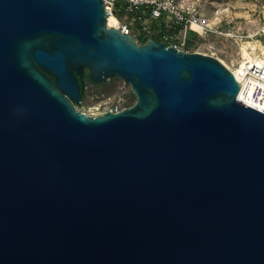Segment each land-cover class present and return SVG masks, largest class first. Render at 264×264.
Returning a JSON list of instances; mask_svg holds the SVG:
<instances>
[{"label":"water","instance_id":"95a60500","mask_svg":"<svg viewBox=\"0 0 264 264\" xmlns=\"http://www.w3.org/2000/svg\"><path fill=\"white\" fill-rule=\"evenodd\" d=\"M86 70L135 104L79 111ZM240 91L103 0H0V264H264V113Z\"/></svg>","mask_w":264,"mask_h":264},{"label":"rangeland","instance_id":"374dc122","mask_svg":"<svg viewBox=\"0 0 264 264\" xmlns=\"http://www.w3.org/2000/svg\"><path fill=\"white\" fill-rule=\"evenodd\" d=\"M200 11L204 20L216 32L206 38L190 32L192 41L184 51L199 53L218 59L225 67L234 70L243 61L242 49L248 46L264 47V0H188ZM123 6V5H121ZM118 19L123 15L118 14ZM133 35L139 44L146 38L161 40L158 32L145 33L137 24H132ZM110 96L123 109L133 106L136 102L131 87L119 78H113L104 86L88 87L85 100L77 108L79 111L92 115L94 107L99 103L97 96Z\"/></svg>","mask_w":264,"mask_h":264},{"label":"built area","instance_id":"2783aa9c","mask_svg":"<svg viewBox=\"0 0 264 264\" xmlns=\"http://www.w3.org/2000/svg\"><path fill=\"white\" fill-rule=\"evenodd\" d=\"M103 1L105 3L108 20L111 17L117 18L118 14L123 15L121 20L117 18L119 25L115 29H119L124 35L134 36L131 25L137 24L147 34L151 32L162 34L161 39L165 45L185 53H189L184 51V48L191 45L189 42V34L191 31L196 34L198 33L203 39L215 32L206 20H204L202 13L193 4L189 3L188 0ZM194 24L199 25L201 30L198 32L194 31L192 29ZM261 57L264 58V53L261 54ZM229 70L234 74V70ZM245 71L247 73L244 77L246 87L242 98H247L250 95L259 102L264 96V61L262 65H257L253 68H250L248 64ZM242 87L243 85H241V91L238 96L239 101H241ZM96 98L100 101L94 107L96 113L91 115L93 117L103 115L106 112L118 113L124 110L110 96L101 95Z\"/></svg>","mask_w":264,"mask_h":264},{"label":"bare ground","instance_id":"6f19581e","mask_svg":"<svg viewBox=\"0 0 264 264\" xmlns=\"http://www.w3.org/2000/svg\"><path fill=\"white\" fill-rule=\"evenodd\" d=\"M108 25L111 28H117L119 25V20L116 17H111L108 20ZM192 29L194 31H200L201 27L199 25L194 24ZM243 53V61L239 64L237 68L234 69V75L237 79V81L243 85L242 87V96L240 97V100L254 108L259 109L260 111L264 112V96L261 98V101H256L253 97L250 95L247 98H242L244 91H245V83H244V77L247 74L245 71V68H247L248 64L250 68H253L257 65H262L264 58L261 57V54L264 53V47H260L258 49L257 46H252V52L248 50V46H244L242 49Z\"/></svg>","mask_w":264,"mask_h":264},{"label":"trees","instance_id":"16d2710c","mask_svg":"<svg viewBox=\"0 0 264 264\" xmlns=\"http://www.w3.org/2000/svg\"><path fill=\"white\" fill-rule=\"evenodd\" d=\"M191 33L196 34V33L193 32V31H191ZM196 35H197V34H196ZM148 40H150V39L146 38V39H144V40L142 41V43H143V44H146V43L148 42ZM159 42H162V39L159 40ZM189 42H190V44L192 43L191 40H189ZM138 44H139V43H138ZM86 80H87L90 84H92V86H97V87H102V86H104V84H95V83H93V82L91 81V79H90L89 76H88V77H84V81H86Z\"/></svg>","mask_w":264,"mask_h":264},{"label":"flooded vegetation","instance_id":"af4514ba","mask_svg":"<svg viewBox=\"0 0 264 264\" xmlns=\"http://www.w3.org/2000/svg\"><path fill=\"white\" fill-rule=\"evenodd\" d=\"M88 76H89V72L86 70L84 77H88ZM83 81H84V78H83ZM91 86H92V84H90L87 80L84 81V89H83V93H82V102H84V100H85V95H86V91H87L88 87H91Z\"/></svg>","mask_w":264,"mask_h":264}]
</instances>
